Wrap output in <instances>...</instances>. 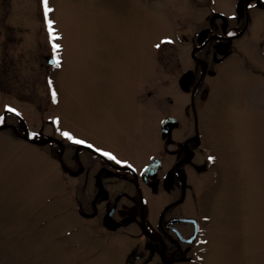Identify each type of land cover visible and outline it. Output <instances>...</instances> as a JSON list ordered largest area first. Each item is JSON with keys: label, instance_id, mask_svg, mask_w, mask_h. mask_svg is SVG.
I'll return each mask as SVG.
<instances>
[{"label": "rangeland", "instance_id": "rangeland-1", "mask_svg": "<svg viewBox=\"0 0 264 264\" xmlns=\"http://www.w3.org/2000/svg\"><path fill=\"white\" fill-rule=\"evenodd\" d=\"M239 12L235 0H0V264H126L143 252L133 264H163L142 230L92 228L78 207L83 182L39 141L55 146L68 132L143 163L168 146L160 125L171 115L184 126L181 149L206 65L195 149L207 161V251L190 264H264V10L249 11L233 42L215 37L210 61L196 49ZM199 191L181 211L194 210ZM167 194L148 201L160 210L180 191Z\"/></svg>", "mask_w": 264, "mask_h": 264}, {"label": "flooded vegetation", "instance_id": "flooded-vegetation-1", "mask_svg": "<svg viewBox=\"0 0 264 264\" xmlns=\"http://www.w3.org/2000/svg\"><path fill=\"white\" fill-rule=\"evenodd\" d=\"M235 6L242 8L245 13L239 12L231 20L232 23L219 27L221 29L224 27L222 31L214 29L219 25L214 24L212 29L216 31L207 29L206 40L197 47L199 48L197 51L201 52L207 61H210V55L204 51L213 45L212 41L233 42L236 37L242 36L250 24L249 11L264 10V0H235ZM218 36L221 38L217 40L215 37ZM58 65L59 62L56 66ZM205 69L206 71L201 70L199 74L194 75L196 82L192 89L191 104L185 108V115L187 123L192 121L195 131L194 134L187 131L189 135H186L183 144H180L181 149H177L179 146L176 145L179 140L174 139L175 131L182 127V124L179 126V122L172 129L170 140L163 138V141L168 142V146L162 148L160 152L148 153L143 163H134L106 150L97 151L104 149L99 146H86L80 143L76 145L74 143L78 137L76 138L73 133L74 139L61 134L56 137L55 146L49 145L62 170L78 182H83L81 189L78 186L80 191L78 194L82 200L78 207L84 208L83 211L90 219L92 228L114 234L132 227L142 230L143 236L152 243L151 252L159 256L163 264L200 263L207 251L204 244L207 216L200 211L205 196L203 191L206 186L204 175L207 161L203 157L205 149H195L199 145L197 136L200 128L199 108L209 97V88L205 85L209 65H206ZM136 94L137 99L142 97L141 87ZM198 101L201 104L197 107ZM167 117L169 115L162 120ZM44 147L47 149L48 144ZM105 151L116 159L104 155ZM198 184L199 195L197 197L193 195L192 201L194 210L181 211L184 205L189 204L191 199L188 197L189 192L193 187L197 190ZM173 185L174 188L171 190ZM176 186L180 194H173L160 210L156 204L149 203L148 196L154 197L166 192L169 194ZM144 253L137 255L134 262L128 257L126 264L141 260ZM165 256L169 258L166 259Z\"/></svg>", "mask_w": 264, "mask_h": 264}, {"label": "water", "instance_id": "water-1", "mask_svg": "<svg viewBox=\"0 0 264 264\" xmlns=\"http://www.w3.org/2000/svg\"><path fill=\"white\" fill-rule=\"evenodd\" d=\"M175 126H177V120L175 118L168 117L167 119H165L163 123V136H168L170 138L171 130ZM154 166L156 168V165Z\"/></svg>", "mask_w": 264, "mask_h": 264}, {"label": "snow or ice", "instance_id": "snow-or-ice-1", "mask_svg": "<svg viewBox=\"0 0 264 264\" xmlns=\"http://www.w3.org/2000/svg\"><path fill=\"white\" fill-rule=\"evenodd\" d=\"M44 4H45V7H47V0H44ZM51 24H52V21H49V25H50V26H51ZM55 47H56V48H59L60 45L56 44ZM53 95H55V93H53ZM9 110H10V111H13V112L16 111V109H14V108H10ZM0 122H2V120H0ZM63 134H64L66 137H68L69 139H74V138L72 137V135H71L70 133H68V132H65V133H63ZM75 142H76V143H80V144H84V143H85V141H83V140H75ZM89 146H91V145H89ZM97 151H100V149H97ZM104 155L109 156V157H110L111 159H113V160L116 159V157L113 156L111 153H104ZM209 159H211V157H209Z\"/></svg>", "mask_w": 264, "mask_h": 264}]
</instances>
